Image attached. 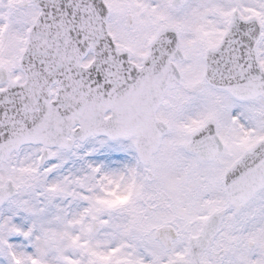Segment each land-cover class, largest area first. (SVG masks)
Segmentation results:
<instances>
[{
  "label": "snow or ice",
  "instance_id": "snow-or-ice-1",
  "mask_svg": "<svg viewBox=\"0 0 264 264\" xmlns=\"http://www.w3.org/2000/svg\"><path fill=\"white\" fill-rule=\"evenodd\" d=\"M0 264H264V0H0Z\"/></svg>",
  "mask_w": 264,
  "mask_h": 264
}]
</instances>
